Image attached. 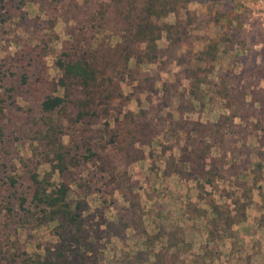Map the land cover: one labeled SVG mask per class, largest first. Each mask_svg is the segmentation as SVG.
<instances>
[{"label": "rangeland", "instance_id": "rangeland-1", "mask_svg": "<svg viewBox=\"0 0 264 264\" xmlns=\"http://www.w3.org/2000/svg\"><path fill=\"white\" fill-rule=\"evenodd\" d=\"M186 1L181 41L171 44L162 33L152 62L144 45L128 44L118 107L137 114L140 106L153 124L159 123L156 135L144 145L133 143L129 136H114L113 122L105 128L102 117L91 125L93 155L83 154L88 163L78 158L83 165L74 181L63 177L69 203L87 207L80 228L88 243L84 264H264V0ZM60 2L69 6V20ZM83 2L3 0L0 5V157L14 166L10 173L19 180L37 170L57 182L46 159L33 153L42 150L37 105L46 95L61 94L46 83L58 76L53 62L69 39L65 30L73 9H81ZM173 19L169 13L160 24ZM182 60L206 81L200 101L188 93ZM55 115L63 122V145L76 151L69 141L79 135L74 117L68 107ZM216 121L222 123L217 133ZM192 123L196 132L190 138L197 142L200 133L205 135L200 149H209L212 158L225 157L211 186L191 179L195 173L188 176L197 166H185L184 179L171 172L180 157L190 156V141L179 128ZM239 170L245 173L235 180L231 175ZM246 184L254 189L244 220L229 231L211 233L217 227L209 223L211 205L223 204L222 211L233 212L231 201ZM24 224L0 216V264L56 253V222L35 226L30 218Z\"/></svg>", "mask_w": 264, "mask_h": 264}, {"label": "trees", "instance_id": "trees-1", "mask_svg": "<svg viewBox=\"0 0 264 264\" xmlns=\"http://www.w3.org/2000/svg\"><path fill=\"white\" fill-rule=\"evenodd\" d=\"M2 1L0 0V5ZM186 2V0H84L81 9H73L76 12L71 18V27L65 30L69 39L62 42L61 50L53 62L58 76L46 83L53 91L60 89L61 94L46 95L37 105L40 114L37 143L42 150L36 148L33 153L34 156H43L46 159L51 173H57V182L53 184L48 174L41 175L37 170L28 172L19 180L10 173L13 172L14 166L8 165L7 160L0 157V216H4L8 222L14 220L23 222V225L24 221L30 218H34L35 226L56 222L52 234L58 244L56 253L42 259L26 256L24 260L20 259V264L85 263L83 257L88 251V243L80 228L83 220L81 214L87 207L81 201L74 205L69 203L70 189L63 177L74 181L73 177L83 165V160L80 161L78 158L82 157L85 159L84 163H88L83 154L93 155L89 141L91 125L99 123L102 117L106 119L103 124L105 128L109 127V120L113 122L114 136L118 135L122 139L129 136L133 143L144 145L156 135L155 127L159 123L153 124L140 106L137 114L123 112L121 107H118V97H121L120 86L125 79L124 71L130 59L128 44L144 45L148 56L143 55L149 57L147 59L152 62V55H156L158 51L156 44L162 33L171 44L181 41L186 30L180 13ZM59 9L64 19L69 20L67 18L69 6L61 3ZM169 13L174 15L173 22L160 24ZM111 37H117L119 41L111 44L109 41ZM27 50L33 53V50ZM31 61L29 58V62ZM179 65H184L190 97L200 101L202 98L200 86L206 83L205 79L194 68L188 66L185 60ZM20 78L21 83L26 84V75L22 74ZM64 107H68L70 116L74 117L73 123L79 128L78 137L69 140L76 151H72L62 142L65 135L62 129L63 122L55 112ZM109 111L113 114L108 115ZM0 113L2 114L1 110ZM221 124L216 121L212 125L216 129L215 133L221 128ZM179 130L182 131L184 139L190 141L192 150L188 158L180 157L177 160L179 166L172 168L171 172L184 179V167L193 169L197 166L196 171H190L188 176L193 177L192 174L195 173V178L191 179L197 181L201 179L203 185L211 186L213 180L220 176V169L225 161L224 155L219 154L218 158H212L208 154L209 149L208 152L200 149V142L205 135L202 136L203 133H200L197 142L190 138V133L196 132L195 124L183 125ZM98 161L101 163L102 159L98 157ZM244 173V170H239L231 176L236 180ZM253 181H256V178H253ZM253 188V184L241 186V194L234 196L231 201L234 206L233 212L222 211L223 204L211 205V215L214 218L209 223L212 227L217 226L212 228L211 233L215 229L216 231L221 229V232L229 231L231 226L244 220V211L251 201ZM2 212H5V215ZM174 245L172 243L170 247ZM66 255L71 259H67Z\"/></svg>", "mask_w": 264, "mask_h": 264}, {"label": "crops", "instance_id": "crops-1", "mask_svg": "<svg viewBox=\"0 0 264 264\" xmlns=\"http://www.w3.org/2000/svg\"><path fill=\"white\" fill-rule=\"evenodd\" d=\"M253 189H254V188H253ZM253 189H251V194H252V192H253ZM255 191H260V189L257 188V190H255ZM261 227H262V226H261ZM261 227H259V229H260Z\"/></svg>", "mask_w": 264, "mask_h": 264}]
</instances>
